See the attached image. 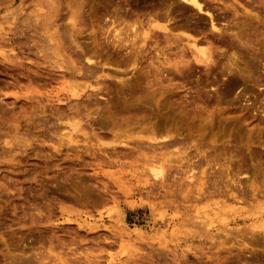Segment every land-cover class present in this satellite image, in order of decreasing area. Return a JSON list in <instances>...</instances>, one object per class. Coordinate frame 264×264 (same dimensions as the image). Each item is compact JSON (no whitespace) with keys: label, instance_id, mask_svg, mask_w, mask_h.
<instances>
[{"label":"rangeland","instance_id":"obj_1","mask_svg":"<svg viewBox=\"0 0 264 264\" xmlns=\"http://www.w3.org/2000/svg\"><path fill=\"white\" fill-rule=\"evenodd\" d=\"M199 1L0 0V264H264V0Z\"/></svg>","mask_w":264,"mask_h":264},{"label":"bare ground","instance_id":"obj_2","mask_svg":"<svg viewBox=\"0 0 264 264\" xmlns=\"http://www.w3.org/2000/svg\"><path fill=\"white\" fill-rule=\"evenodd\" d=\"M186 1L189 2L192 6L196 7L198 10L204 11V9H203L204 7L202 6V4L200 3L199 0H186ZM205 11L210 15V12H209L208 9H206ZM212 26L214 28H216L215 25H214V23L212 24ZM154 27L156 29H159V30H162V31H167L168 30V27H167L166 24L154 23ZM134 32H135V35H136L137 32L136 31H134ZM150 32H152V31L151 30H148V31L147 30H144V31L141 32L142 33L141 35H143V37L146 38L147 36H149V33ZM152 33H153L152 35L156 36L155 32H152ZM188 44L190 45L191 53H192L195 61L201 62V63H204V64H210V62L213 61V59H212L213 58V55H212L213 50L211 48L205 47L204 45L203 46L202 45H199V44H197V42H194V41L193 42L191 41ZM88 60H90V59H88ZM71 91H72V94L74 96L79 97L80 94H79V92L75 88H71ZM89 106H91V105H89ZM78 127H80L79 126V122L78 121H75L73 123V128H77L78 129ZM168 137H170V135H168ZM168 142L170 143V140ZM172 142L173 141H171V143ZM150 170L153 172V175L155 177H159V176H162L163 175V168L161 166L159 168L158 167L156 168L155 166H152ZM227 206L230 207L229 205H227ZM227 208H225V207L221 208L220 206H218V208L217 209H214V211H216V210L223 211V210H226ZM217 213L218 212L215 213L216 216H217ZM219 216L222 219L225 218V215L224 214H219ZM100 218L103 219L102 217H100ZM118 218H119L120 221H123L124 222V217H123L122 213H119L118 214ZM98 220H100V219H94V217L88 216V217L85 218L84 221H85L86 224H90V223L91 224H94V223H97ZM255 225L256 226H264V220H261V221L257 222Z\"/></svg>","mask_w":264,"mask_h":264}]
</instances>
